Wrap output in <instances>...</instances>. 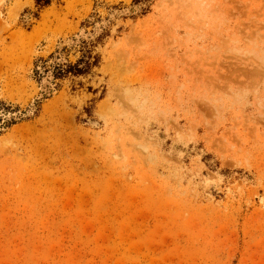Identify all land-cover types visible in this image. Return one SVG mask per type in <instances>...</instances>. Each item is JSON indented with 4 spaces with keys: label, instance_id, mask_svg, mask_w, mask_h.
Wrapping results in <instances>:
<instances>
[{
    "label": "rangeland",
    "instance_id": "1",
    "mask_svg": "<svg viewBox=\"0 0 264 264\" xmlns=\"http://www.w3.org/2000/svg\"><path fill=\"white\" fill-rule=\"evenodd\" d=\"M0 264H264V0H0Z\"/></svg>",
    "mask_w": 264,
    "mask_h": 264
},
{
    "label": "trees",
    "instance_id": "2",
    "mask_svg": "<svg viewBox=\"0 0 264 264\" xmlns=\"http://www.w3.org/2000/svg\"><path fill=\"white\" fill-rule=\"evenodd\" d=\"M56 0H35L36 5L40 9H44L50 6ZM82 55L76 62L48 64L49 59H41L43 62V68L48 71L50 67H53L56 78H64L68 75L82 76L88 75L92 72L95 66L100 63V57L98 54H94L93 48H91L85 41H83ZM54 58V54L50 56V59ZM36 75L40 74V70H35Z\"/></svg>",
    "mask_w": 264,
    "mask_h": 264
}]
</instances>
